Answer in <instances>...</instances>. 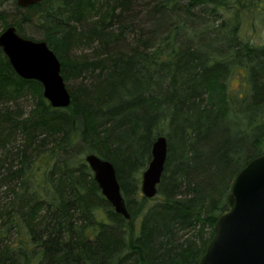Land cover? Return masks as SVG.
<instances>
[{"label": "trees", "instance_id": "obj_1", "mask_svg": "<svg viewBox=\"0 0 264 264\" xmlns=\"http://www.w3.org/2000/svg\"><path fill=\"white\" fill-rule=\"evenodd\" d=\"M262 16L264 0H0L1 32L44 41L64 83L87 76L54 109L0 49V264H197L234 178L264 154V44L245 31ZM159 136L167 158L148 200ZM89 154L113 165L128 220Z\"/></svg>", "mask_w": 264, "mask_h": 264}, {"label": "water", "instance_id": "obj_2", "mask_svg": "<svg viewBox=\"0 0 264 264\" xmlns=\"http://www.w3.org/2000/svg\"><path fill=\"white\" fill-rule=\"evenodd\" d=\"M28 8L49 0H15ZM0 49L14 73L42 87V96L54 109L67 108L70 95L60 72V62L44 41L18 35L9 26L0 33ZM167 158V141L159 136L151 145L150 161L142 173L141 195L150 200L157 194ZM84 161L101 195L114 212L130 218L113 165L89 154ZM228 209L220 214L213 235L197 264H264V154L250 160L236 175L227 196Z\"/></svg>", "mask_w": 264, "mask_h": 264}, {"label": "rangeland", "instance_id": "obj_3", "mask_svg": "<svg viewBox=\"0 0 264 264\" xmlns=\"http://www.w3.org/2000/svg\"><path fill=\"white\" fill-rule=\"evenodd\" d=\"M3 10H7V11H10V8H7V9H3ZM262 20L258 21L256 23V28L253 31H251V29L247 28L245 31H246V34L248 37L251 38L252 42L254 44H264V16H262ZM2 30V26H1V23H0V32ZM251 31V32H250ZM79 55V53H77ZM88 54V52H84L82 53V55H86ZM81 55V53H80ZM87 77V76H86ZM85 75L81 78L78 77V78H75V79H71L69 80L68 82H65V87L66 85L69 87V88H73V89H76L77 87H80L82 85H84V80H85ZM239 77H235L232 81V84H231V87L232 89H235V91L239 90ZM18 104L20 105V107L22 108V110L25 112V113H29V111L33 108V105H34V102L32 101V99L29 97V96H26L25 98H22Z\"/></svg>", "mask_w": 264, "mask_h": 264}]
</instances>
